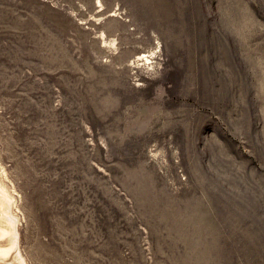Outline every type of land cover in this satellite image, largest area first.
Returning <instances> with one entry per match:
<instances>
[{
	"label": "rangeland",
	"instance_id": "obj_1",
	"mask_svg": "<svg viewBox=\"0 0 264 264\" xmlns=\"http://www.w3.org/2000/svg\"><path fill=\"white\" fill-rule=\"evenodd\" d=\"M0 186L5 263L264 264V0H0Z\"/></svg>",
	"mask_w": 264,
	"mask_h": 264
},
{
	"label": "bare ground",
	"instance_id": "obj_2",
	"mask_svg": "<svg viewBox=\"0 0 264 264\" xmlns=\"http://www.w3.org/2000/svg\"><path fill=\"white\" fill-rule=\"evenodd\" d=\"M145 56V55H144ZM147 56V55H146ZM139 58H141V56L139 57ZM7 193V192H6ZM5 193V190H4V187H2V186H0V198H1V201L2 202H4V201H6L7 200V198L9 197L7 194ZM8 196V197H7ZM1 201H0V203H1ZM8 201V200H7ZM10 204V203H9ZM1 206V205H0ZM5 206V205H4ZM3 206V207H4ZM2 207V206H1ZM2 207V209L4 210V208ZM6 207V206H5ZM9 207V206H8ZM1 209V208H0ZM6 209V208H5ZM10 209V208H9ZM3 210H2V212H3ZM5 212V211H4ZM6 213V212H5ZM2 214H4V213H2ZM1 213H0V216L2 215ZM7 214V213H6ZM5 215V214H4ZM8 215H10L9 213H8ZM7 215V216H8ZM3 216V215H2ZM1 216V219H3V221H4V218ZM6 216V215H5ZM6 216V220L11 216H8L7 217ZM12 217V216H11ZM13 218V217H12ZM10 219V218H9ZM11 220V219H10ZM12 220H14V223H16L15 222V219H12ZM9 221V220H8ZM4 222H6V221H4ZM4 222L2 223V225L4 224ZM1 223V222H0ZM8 223V222H7ZM7 223H5V225H8ZM1 226V225H0ZM12 226V225H11ZM11 226H9L10 228L9 229H12V228H14L15 227V224H14V226L11 228ZM4 227V226H3ZM6 228H8V226L6 227ZM8 230V229H7ZM15 228L13 229V232H14V234H15ZM3 230L0 228V235H1V233H3L2 232ZM8 231H10V230H8ZM12 234V233H11ZM10 236V235H9ZM14 236V235H13ZM13 236H11V237H13ZM16 237V236H15ZM7 238V237H6ZM6 238H5V240H6ZM10 238V237H9ZM13 240H15V238L14 239H12V242H13ZM11 241V240H10ZM17 245V244H16ZM16 250V249H15ZM18 251V250H17ZM16 251V252H17ZM9 253V252H8ZM18 253V252H17ZM8 256V255H7ZM5 259V258H4ZM12 259V258H11ZM19 259V258H18ZM7 260V259H6ZM9 262V261H8ZM14 262V261H13ZM10 263V262H9ZM9 263H5V262H2V261H0V264H9ZM19 264V263H18Z\"/></svg>",
	"mask_w": 264,
	"mask_h": 264
}]
</instances>
